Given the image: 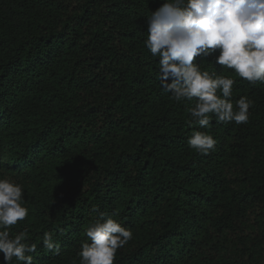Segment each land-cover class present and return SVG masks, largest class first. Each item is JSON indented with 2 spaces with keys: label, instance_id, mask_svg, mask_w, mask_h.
Returning <instances> with one entry per match:
<instances>
[{
  "label": "trees",
  "instance_id": "1",
  "mask_svg": "<svg viewBox=\"0 0 264 264\" xmlns=\"http://www.w3.org/2000/svg\"><path fill=\"white\" fill-rule=\"evenodd\" d=\"M163 2L0 0V178L24 190L12 232L27 229L35 264H79L94 208L133 233L114 264H264V83L197 57L253 105L246 124L190 126L195 99L161 89L144 46ZM193 131L214 150L190 148Z\"/></svg>",
  "mask_w": 264,
  "mask_h": 264
},
{
  "label": "clouds",
  "instance_id": "2",
  "mask_svg": "<svg viewBox=\"0 0 264 264\" xmlns=\"http://www.w3.org/2000/svg\"><path fill=\"white\" fill-rule=\"evenodd\" d=\"M144 46L158 58L159 83L176 102L195 104L189 108V125L207 129L214 116L217 123L246 124L253 101L241 96L232 101L231 76L203 71L194 62L215 55V63L247 80L264 83V0H164L147 16ZM171 80V82H168ZM217 141L206 131H193L187 144L199 154L213 151ZM22 186L9 177L0 178V254L4 264H35L38 245L30 242L27 229L13 233L24 221ZM96 217L84 228L79 244V264H114L118 249L132 239L130 228L113 215L94 208ZM41 239L45 251L60 254L51 232Z\"/></svg>",
  "mask_w": 264,
  "mask_h": 264
}]
</instances>
